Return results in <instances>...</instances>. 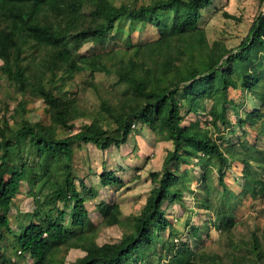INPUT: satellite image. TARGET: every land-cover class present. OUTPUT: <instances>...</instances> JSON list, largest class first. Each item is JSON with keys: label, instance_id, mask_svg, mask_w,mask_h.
<instances>
[{"label": "trees", "instance_id": "1", "mask_svg": "<svg viewBox=\"0 0 264 264\" xmlns=\"http://www.w3.org/2000/svg\"><path fill=\"white\" fill-rule=\"evenodd\" d=\"M210 3L152 0L136 6L116 5L112 0H0V74L14 83L19 93L31 92L41 98L48 117L46 122L30 121L22 101L14 115L0 118V240L9 237L14 255H28L32 264H138L146 251L156 252L155 240L170 224L164 203L182 205L185 194L194 193L188 169L199 166L202 174L198 178L204 180L210 171L204 172L209 158L216 161L217 181L222 188L220 203L216 208L207 198L197 199V203L215 213V228L220 232H229L237 218L234 209L238 194L228 190L224 181L229 164L238 161L244 166L240 195L254 198L264 193V176L257 177L248 168L256 164L264 172V147L244 138L224 145L213 137L219 124L233 132L228 105L233 107L239 126L255 125L264 117V11L233 49L219 41L209 44L197 26L201 11ZM123 18L132 23L146 22L155 29L157 38L133 45L127 58L118 50L79 52L85 43H100ZM83 71L114 74L125 88L124 95L113 101L110 92L88 82L100 99L107 125L81 110L76 91L65 89ZM259 85L260 90L255 91ZM229 88L254 97L253 109L242 115L240 105L228 97ZM206 99L211 101L206 113L211 119L201 124L197 112L204 110ZM187 115L195 116V120L184 124ZM80 119L84 121L78 124ZM136 125L160 135L164 132L161 137L170 140L173 147L167 151L162 168L150 172L153 187L132 230L123 231L117 243L99 245L85 231L91 221L85 201L97 192L84 181L76 184L71 175L73 143H91L102 150L121 146ZM57 127L65 130V137H60ZM241 135L246 134L242 131ZM258 135L264 137V121ZM180 164L188 169L180 170ZM99 180L103 187L123 183L108 171ZM23 184L38 205L14 230L9 212ZM44 185H49V191L40 203L35 194ZM58 202L65 207L71 204L67 222ZM96 209L101 222L118 224L120 208L116 203L100 202ZM53 211L55 217L50 214ZM248 247L254 264H264V231L261 237L253 234ZM70 248L82 254L67 262ZM166 250L172 254L173 264L187 263L190 251L184 243L180 247L172 243ZM230 257L229 262L210 257L208 264H246L241 255L232 253ZM0 264L18 261L0 252Z\"/></svg>", "mask_w": 264, "mask_h": 264}, {"label": "rangeland", "instance_id": "2", "mask_svg": "<svg viewBox=\"0 0 264 264\" xmlns=\"http://www.w3.org/2000/svg\"><path fill=\"white\" fill-rule=\"evenodd\" d=\"M112 1L116 5L130 3L137 6L150 3L152 0ZM263 11L264 0H211L210 5L201 11L197 26L203 29L204 37L209 44L219 41L227 48L234 49L248 34L253 20ZM163 15L170 16L171 13ZM154 32L155 29L153 30L146 22L132 23L128 18H123L116 23L112 31L103 37L100 43H85L80 47L79 52L96 54L118 50L121 56L127 58L133 45L156 39L157 33ZM90 81L102 86L105 93L110 92L113 101H117L124 95L125 88L118 83V78L114 74L95 72L91 75L89 71L76 74L72 83L65 88L68 91H76L75 98L81 110L100 118L103 125H107L108 120L99 106L100 99L88 85ZM260 88L261 85L254 90L258 91ZM18 90L19 88L14 83L0 74V118L3 116L10 118L14 115L19 102L23 101L27 119L32 122L48 121L45 105L41 98L32 95L31 92L19 93ZM245 93V91L232 88H229L227 92L229 99L235 100L240 105L242 115L251 111L255 104L254 97L249 96L248 92L244 103L241 104ZM210 102L209 99H206L204 110L197 112L201 124L211 119L206 114ZM227 115L232 123L233 132L226 125L219 124L218 133L214 132L213 137H218V140H221L224 145L226 141L237 144L239 139L244 138L250 144L264 147V137L258 135L264 117L255 125L246 123L239 126L231 105L227 106ZM192 120H195V116L187 115L183 119V123L189 124ZM81 121L84 120L80 119L78 124ZM86 122H90V119H86ZM56 129L60 137L66 136L63 128L57 127ZM242 131L246 135H241ZM162 135L151 131L147 126L136 125L126 144L121 146H111L102 150L91 143H73L71 175L76 184L79 185V180L84 181L88 188L97 192L94 198H87L85 201V206L91 215V221L85 231L88 235L91 233L97 244L117 243L121 240L123 231L132 230L134 219L142 210L153 187L150 172L162 168L167 151L173 147L172 142L161 137ZM25 154L26 152L23 155L25 156ZM27 159L31 162L30 155ZM243 168V164L238 161L228 165L224 181L228 190L238 194L239 201L234 209L237 218L235 226L229 232H220L215 228L217 223L215 213L210 208L205 209L197 203V199L200 201L205 198L212 208H216L220 203L222 188L217 181L215 159L209 158L204 166V172L206 169L210 171L202 181L198 178L202 174L199 166H194L190 170L186 165L180 164V170L188 169L191 189L194 193H186L182 205L164 203V213L170 220V224L165 227L163 232H159L158 238L155 240L156 252L154 250L146 251L144 259L140 260L138 264H173L170 258L172 254L167 253L166 250L172 243L177 247L183 243L188 246L190 254L185 264H208L210 257L229 262L232 259L230 257L232 253L241 255L242 261H245L246 264H254L255 260L248 249V244L251 242L253 234L261 237L264 231V193L258 194L254 198L239 194L245 182ZM248 168L253 175L264 176L261 166L251 164ZM105 171L113 172L122 179L123 183L111 187L101 186L99 176ZM48 186L44 185L42 190L35 194L40 203L45 200V194L47 195L49 191ZM27 189L25 184L21 186L9 212L11 227L14 230H16L18 222L26 221V214L38 205L35 198L27 195ZM100 202L118 205L120 208L118 224L106 225L101 222V216L96 209V205ZM57 206L66 212L65 222H67L71 204L65 207L58 202ZM50 214L55 217L56 211L50 212ZM0 252H4L6 257H12V260H17L18 264H32L28 255L19 258L13 254L8 236H4L0 240ZM81 254L79 249L70 248L66 260L71 262Z\"/></svg>", "mask_w": 264, "mask_h": 264}]
</instances>
